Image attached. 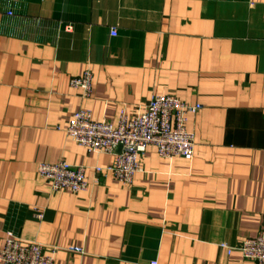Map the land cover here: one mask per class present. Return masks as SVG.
I'll use <instances>...</instances> for the list:
<instances>
[{"label": "crops", "instance_id": "0c3cea01", "mask_svg": "<svg viewBox=\"0 0 264 264\" xmlns=\"http://www.w3.org/2000/svg\"><path fill=\"white\" fill-rule=\"evenodd\" d=\"M86 68L88 98L70 84ZM154 94L201 104L192 159L148 145L130 184L97 175L114 156L67 135L73 113L116 124ZM61 160L86 189L37 174ZM7 231L54 264H252L236 246L264 234V0H0V248Z\"/></svg>", "mask_w": 264, "mask_h": 264}, {"label": "built area", "instance_id": "2783aa9c", "mask_svg": "<svg viewBox=\"0 0 264 264\" xmlns=\"http://www.w3.org/2000/svg\"><path fill=\"white\" fill-rule=\"evenodd\" d=\"M69 27V26H68ZM113 35L115 28L111 29ZM92 72L86 68L79 76L71 77L70 84L81 89L82 97L91 96ZM201 108L200 103H189L170 94H154L145 109L132 118L122 112L116 124L107 120H94L90 109L75 111L65 129L67 135L82 145L87 152L108 153L114 156L111 163L95 165V173L103 176L111 173L115 179L130 184L136 172L142 171L141 156L148 145H154L164 158L179 155L192 159L194 133L187 129L189 113ZM37 174L50 182L53 189H69L73 192L89 186L86 166L73 165L66 161L39 162ZM97 182L98 178L95 177ZM38 216L42 217L39 213ZM230 253L235 246L220 243ZM243 258L252 264H264V234L243 239L236 246ZM70 251L83 253L80 246L67 247ZM58 247L48 250L42 243L24 240L7 231L0 248V263L4 264H54ZM150 264H157L151 261Z\"/></svg>", "mask_w": 264, "mask_h": 264}]
</instances>
